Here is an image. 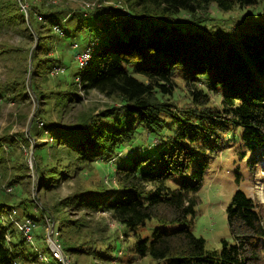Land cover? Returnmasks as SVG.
Wrapping results in <instances>:
<instances>
[{
    "label": "trees",
    "instance_id": "16d2710c",
    "mask_svg": "<svg viewBox=\"0 0 264 264\" xmlns=\"http://www.w3.org/2000/svg\"><path fill=\"white\" fill-rule=\"evenodd\" d=\"M260 1L124 0L129 12L31 2L28 20L32 28L26 29L30 37L36 32L40 39L34 63L41 66L40 73H50L57 64L69 69L68 76H59L57 93L63 97L59 96L58 109L63 113L80 98L74 82H69L77 75L84 91L96 90L119 103L71 122H44L53 144L48 150L49 166L35 155L38 196L51 195L71 177L92 173L99 160L107 166L118 157L121 163L117 162L113 173L117 188L113 190L101 173L96 184L76 188L66 198L71 201L66 205L110 213L123 227V237L134 238L125 249L132 255L128 263L148 259L149 264H264V203L259 198L243 191L234 194L227 209L233 241L223 240L219 255L209 252L205 239L183 225L196 217L195 194L214 155L240 138L264 156V12L238 26V40L196 26L206 23L199 14H209L213 6L228 13ZM19 10L18 19L26 24L27 16L21 7ZM37 14L47 20L49 27L42 25L47 30H36ZM55 25L64 35L52 33ZM55 40L58 45L65 40L70 43L64 52L51 56L48 51ZM75 41L81 42L80 50L91 53L84 70L75 65L76 53L69 49ZM38 84L33 79L32 86L41 97L44 92ZM178 88L185 92L186 101L174 96ZM139 129L160 143L150 147L148 154L121 157L123 147L136 140ZM5 144L10 148L17 145ZM2 147L0 161L8 153ZM23 166L29 168L28 163ZM175 176L181 180L180 188L168 184ZM17 177L29 178L25 172ZM28 202L32 204L26 191L20 196L0 192V264L31 261L26 254L29 242L21 234L17 242L12 238L19 230L9 221V213L17 207L23 211L21 218H32L25 211L28 207H21ZM44 205L53 213L52 206ZM152 220L165 229H156L151 237L142 236V229ZM120 240L117 231L111 232L104 239V248L90 253L101 263L112 264L121 249ZM71 250L85 251L64 244L66 253Z\"/></svg>",
    "mask_w": 264,
    "mask_h": 264
},
{
    "label": "rangeland",
    "instance_id": "374dc122",
    "mask_svg": "<svg viewBox=\"0 0 264 264\" xmlns=\"http://www.w3.org/2000/svg\"><path fill=\"white\" fill-rule=\"evenodd\" d=\"M19 3H18V2ZM53 0H0V145L4 146L6 159L0 161V192L12 193L17 196L22 195L23 191L27 192V198L32 201L21 205L27 211V216H31L35 221L33 229V242L28 244L26 254L30 255L31 261L24 262L19 259L18 264H63L55 260L49 252L48 240L52 229L60 233V241L66 247H75L84 249L85 251H74L65 253L68 258L66 264H105L99 259H94L91 251L104 248L111 232L116 231L120 235L121 249L117 252V257L113 258L112 264H130L126 260L132 255L125 252L128 244L133 242L134 238L127 239L123 237V227L106 211L90 212L87 209H76L66 204H70V200H66L76 188H85L87 185L96 184L100 181L101 173H105V182L109 183L113 190L117 188L118 183L113 177L116 169L118 157H115L105 166L101 160L95 164L92 173H83L79 178L71 177L70 181L63 184L59 189L51 195H44L40 198L37 194L39 182V165L35 155L40 156L49 166L48 150L53 144V135L44 129L46 120H55V122L64 123L74 121L79 117L92 116L105 111L110 106L119 105L118 102L106 97L100 92L93 90L86 92L83 90L79 76L70 79L77 87L79 99L73 101L67 108V113H63L58 109L59 94V76H68L69 69L63 65H55L50 73H40L41 66H36L33 59L35 49L40 43L39 36L36 32L30 37L26 26L32 28L28 20V9L30 3L45 6L60 5L70 9H83L93 11L96 8L103 7L107 9H120L125 12L130 10L127 8L124 0H62L59 3L50 2ZM19 4V5H18ZM26 14V24L18 19L22 14L19 10ZM264 12V0H261L256 6L246 9H236L234 11L224 13L213 6L209 14L201 12L199 16L206 19V23L196 26L213 29L227 35L228 37L238 40L239 25H243L246 21L257 19L258 14ZM131 14H127V16ZM129 16V17H130ZM188 16V15H186ZM38 21L35 25L36 30H47L42 25L49 27L47 20L40 14H37ZM42 18V19H41ZM191 20V19H190ZM93 19H89V23H93ZM48 26V27H47ZM62 31V30H61ZM53 34L57 32L52 30ZM58 34V33H57ZM59 35H64L60 33ZM105 37L101 38V42ZM75 41L69 46L74 56L75 65H80L81 54L88 50H80L81 42ZM65 43L58 45L55 40L53 48L48 51L51 56L59 55L66 50ZM77 44V45H76ZM100 46V44H99ZM80 55V56H79ZM41 58H44L41 57ZM79 68V67H78ZM42 74L43 77H37ZM37 78L41 90L44 95L38 97L32 86L33 79ZM69 78V77H68ZM76 82V83H75ZM65 88V86L63 87ZM22 89H25L24 91ZM185 92L178 88L174 96L183 99ZM63 95L60 96L62 99ZM62 108V105L60 106ZM47 123V122H46ZM17 145L6 146L5 143ZM160 143L159 140L148 136L144 129H139L136 140L126 143L120 153L121 157L127 154L142 153L148 154L151 148ZM3 148V147H2ZM3 148V149H4ZM28 163L29 168L22 167V164ZM27 173L29 178L19 179V174ZM24 180L21 184L18 180L12 183V180ZM172 188H180L181 180L179 176H175L168 183ZM237 191H243L252 197L259 198L264 203V156L255 153L246 142L240 138L229 143L217 155L211 158L210 166L205 173L203 184L196 191L195 199L198 197L196 205V217L193 221L186 222L183 225L190 226L192 231L199 237H203L206 241V249L219 255L222 248V241H233L228 219L227 209L232 203L233 196ZM52 206L53 213H50L45 207ZM18 204V202H17ZM13 219L9 221L15 226L17 223H23L26 218L22 217V210L17 207L14 209ZM46 212V213H45ZM55 213V214H54ZM61 221L64 223H61ZM18 226V225H17ZM18 228V227H17ZM156 229L164 230L165 226L157 221H149L142 229L141 235L151 237ZM19 230V229H18ZM124 232V230H123ZM21 231L13 233L15 241L21 238ZM63 235L64 239L61 237ZM13 239V240H14ZM89 249H91L89 251ZM22 258V257H21ZM123 259V260H122ZM122 260V262H121ZM149 264L148 259L137 260L133 264Z\"/></svg>",
    "mask_w": 264,
    "mask_h": 264
},
{
    "label": "built area",
    "instance_id": "2783aa9c",
    "mask_svg": "<svg viewBox=\"0 0 264 264\" xmlns=\"http://www.w3.org/2000/svg\"><path fill=\"white\" fill-rule=\"evenodd\" d=\"M60 1H62V0H53L50 2L59 3ZM99 8H101V7H99ZM53 29L58 34L62 33L61 28L57 25L53 26ZM90 59H91L90 50L81 54L80 59H79L80 60L79 67L81 70H84L88 66ZM14 213H16L15 210H12L9 213L11 219H13ZM17 225L16 226L21 231L23 236L26 238L27 242L32 243L33 242V229L35 227V221L32 218L28 217V218H26V220L23 223H17ZM52 232L53 233L51 235H49V240H48L49 252L55 260H58V261L62 262L63 264H66V263H68V258L64 253L65 252L64 247H63L62 242L60 241V233L56 230V228H53Z\"/></svg>",
    "mask_w": 264,
    "mask_h": 264
}]
</instances>
